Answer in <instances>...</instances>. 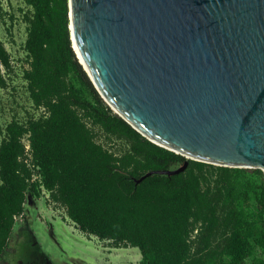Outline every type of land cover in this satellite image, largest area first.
Wrapping results in <instances>:
<instances>
[{"label": "trees", "instance_id": "trees-1", "mask_svg": "<svg viewBox=\"0 0 264 264\" xmlns=\"http://www.w3.org/2000/svg\"><path fill=\"white\" fill-rule=\"evenodd\" d=\"M23 2V79L42 115L13 119L0 141V264L14 218L44 194L84 234L137 248L139 264H264L262 171L189 160L177 175L136 183L185 158L142 137L101 99L72 48L68 0ZM11 70L0 40L1 89Z\"/></svg>", "mask_w": 264, "mask_h": 264}, {"label": "water", "instance_id": "water-1", "mask_svg": "<svg viewBox=\"0 0 264 264\" xmlns=\"http://www.w3.org/2000/svg\"><path fill=\"white\" fill-rule=\"evenodd\" d=\"M68 19L110 110L185 158L136 183L189 160L264 175V0H68Z\"/></svg>", "mask_w": 264, "mask_h": 264}, {"label": "rangeland", "instance_id": "rangeland-1", "mask_svg": "<svg viewBox=\"0 0 264 264\" xmlns=\"http://www.w3.org/2000/svg\"><path fill=\"white\" fill-rule=\"evenodd\" d=\"M28 9L23 0H0V40L12 64L6 75L8 86L0 88V141L6 125L13 119L24 122L42 115V110L33 107L23 79V71L28 68L23 48L26 38L23 14ZM23 141L26 143V139ZM46 198L44 194L33 205H25L23 214L15 219L9 250H14L18 243L25 244V254L15 261L19 258L26 264H139L141 255L137 248H114L108 241L84 234L62 208ZM26 225L31 233L17 242L16 237ZM10 256L5 254L1 264H15L14 256Z\"/></svg>", "mask_w": 264, "mask_h": 264}, {"label": "flooded vegetation", "instance_id": "flooded-vegetation-1", "mask_svg": "<svg viewBox=\"0 0 264 264\" xmlns=\"http://www.w3.org/2000/svg\"><path fill=\"white\" fill-rule=\"evenodd\" d=\"M26 232L27 231H23V233H21V235H18V238L16 237V240H17V242L19 241V239L21 238V239H23V237L24 236H26ZM16 242V241H15ZM17 246L15 247V251L13 250V249H10V250H8L7 252H6V254L7 255H12V256H14L13 257V261L15 262V264H26V262H23V260H20L19 258L17 259V261H15V258L16 257H22L24 254H25V244L24 243H18V244H16ZM24 250V251H23ZM18 252V253H17ZM11 257V256H10ZM12 258V257H11ZM28 263V262H27ZM7 264H11V263H7Z\"/></svg>", "mask_w": 264, "mask_h": 264}, {"label": "built area", "instance_id": "built-area-1", "mask_svg": "<svg viewBox=\"0 0 264 264\" xmlns=\"http://www.w3.org/2000/svg\"><path fill=\"white\" fill-rule=\"evenodd\" d=\"M23 143H24V141H23ZM25 144V151H26V153L28 154L29 153V145H28V142L26 141V143H24ZM28 156H29V154H28ZM21 216V215H20ZM16 219V217L14 218V220Z\"/></svg>", "mask_w": 264, "mask_h": 264}, {"label": "bare ground", "instance_id": "bare-ground-1", "mask_svg": "<svg viewBox=\"0 0 264 264\" xmlns=\"http://www.w3.org/2000/svg\"><path fill=\"white\" fill-rule=\"evenodd\" d=\"M81 62L83 63L82 59H81Z\"/></svg>", "mask_w": 264, "mask_h": 264}]
</instances>
